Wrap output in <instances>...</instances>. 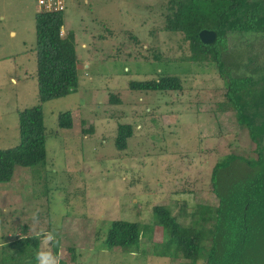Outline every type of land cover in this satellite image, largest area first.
Listing matches in <instances>:
<instances>
[{"label": "rangeland", "instance_id": "rangeland-1", "mask_svg": "<svg viewBox=\"0 0 264 264\" xmlns=\"http://www.w3.org/2000/svg\"><path fill=\"white\" fill-rule=\"evenodd\" d=\"M167 2L67 0L61 33L75 34L79 87L42 104L46 164L17 167L10 183H0V264L5 249L12 253L7 243L26 227L32 236L53 230L60 264H187L154 256L165 238L154 207H170L186 226L200 206L218 207L211 180L218 162L229 155L256 159L235 112L220 111L227 80L212 62L182 61L191 55L189 43L164 31ZM38 12L37 0H0V149L19 144V113L41 104ZM224 62L232 75L264 76V35L230 37ZM166 74L182 77V93L129 89L130 82ZM113 96L120 102H110ZM65 112L73 117L69 130L58 127ZM120 124L136 128L126 151L115 145ZM115 220L146 227L144 254L106 249ZM215 224V217L204 218L192 242L211 247Z\"/></svg>", "mask_w": 264, "mask_h": 264}, {"label": "trees", "instance_id": "trees-1", "mask_svg": "<svg viewBox=\"0 0 264 264\" xmlns=\"http://www.w3.org/2000/svg\"><path fill=\"white\" fill-rule=\"evenodd\" d=\"M64 16L65 13L43 12L36 15L35 50L41 104L19 113V144L0 149L1 184L12 181L17 167L33 168L46 164L50 136L42 104L65 98L78 90L75 34H61ZM164 17V31L181 34L189 43L191 55L182 61L212 62L227 80L225 102L219 106L220 111L235 112L238 125L247 130L256 147V159L229 155L218 162L211 180L219 205L216 208L200 206L186 226L173 215L170 207L155 206L153 217L162 227L165 238L161 250L155 248L153 254L162 258L184 259L187 264H198L201 260L207 264H264V76L255 79L253 75H232L224 62L230 37L264 35V0H168ZM203 30L215 31L218 41L212 46L203 44L199 37ZM154 59L160 61L161 56L155 54ZM129 89L182 93L184 81L182 77L166 74L157 80L130 82ZM110 102L116 104L120 100L113 96ZM58 127L73 128L71 112L60 114ZM135 130L130 124L119 125L115 140L117 150H128ZM206 217L216 218L211 247L192 242L194 232L198 231L195 227H199ZM145 231L146 227L138 222L115 220L106 235V249L144 254L141 247ZM25 232L27 234L21 238L7 243L12 253L6 249L3 251V264H37L35 255L40 250L59 255L60 239L57 238L58 243H52L49 248H43L42 236L29 235L28 232L33 231L27 227ZM7 244H2V247Z\"/></svg>", "mask_w": 264, "mask_h": 264}, {"label": "clouds", "instance_id": "clouds-1", "mask_svg": "<svg viewBox=\"0 0 264 264\" xmlns=\"http://www.w3.org/2000/svg\"><path fill=\"white\" fill-rule=\"evenodd\" d=\"M54 242L58 243L51 232L42 234L41 243L43 245H49ZM35 259L37 264H60L58 255H54L51 251L40 250L36 253Z\"/></svg>", "mask_w": 264, "mask_h": 264}, {"label": "built area", "instance_id": "built-area-1", "mask_svg": "<svg viewBox=\"0 0 264 264\" xmlns=\"http://www.w3.org/2000/svg\"><path fill=\"white\" fill-rule=\"evenodd\" d=\"M37 5L39 12L43 13H64L67 10V0H37Z\"/></svg>", "mask_w": 264, "mask_h": 264}, {"label": "water", "instance_id": "water-1", "mask_svg": "<svg viewBox=\"0 0 264 264\" xmlns=\"http://www.w3.org/2000/svg\"><path fill=\"white\" fill-rule=\"evenodd\" d=\"M199 37L201 42L208 46H212L218 41V34L215 31L203 30Z\"/></svg>", "mask_w": 264, "mask_h": 264}, {"label": "crops", "instance_id": "crops-1", "mask_svg": "<svg viewBox=\"0 0 264 264\" xmlns=\"http://www.w3.org/2000/svg\"><path fill=\"white\" fill-rule=\"evenodd\" d=\"M12 81L15 83L16 82V79L15 78H12ZM49 245H42V246H43V248H46L47 246H48L47 248H49L51 246V245L50 246Z\"/></svg>", "mask_w": 264, "mask_h": 264}]
</instances>
